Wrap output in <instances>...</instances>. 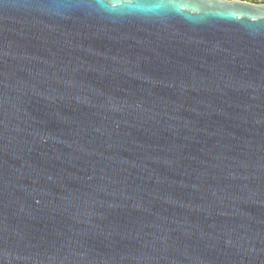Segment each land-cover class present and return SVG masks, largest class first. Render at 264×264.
<instances>
[{
    "label": "water",
    "instance_id": "water-1",
    "mask_svg": "<svg viewBox=\"0 0 264 264\" xmlns=\"http://www.w3.org/2000/svg\"><path fill=\"white\" fill-rule=\"evenodd\" d=\"M0 0V264H264V2Z\"/></svg>",
    "mask_w": 264,
    "mask_h": 264
},
{
    "label": "clouds",
    "instance_id": "clouds-1",
    "mask_svg": "<svg viewBox=\"0 0 264 264\" xmlns=\"http://www.w3.org/2000/svg\"><path fill=\"white\" fill-rule=\"evenodd\" d=\"M96 6L105 12H113L106 0H96ZM120 11L126 13L160 14L169 10L165 0H127Z\"/></svg>",
    "mask_w": 264,
    "mask_h": 264
},
{
    "label": "built area",
    "instance_id": "built-area-1",
    "mask_svg": "<svg viewBox=\"0 0 264 264\" xmlns=\"http://www.w3.org/2000/svg\"><path fill=\"white\" fill-rule=\"evenodd\" d=\"M241 1H249V2H264V0H241Z\"/></svg>",
    "mask_w": 264,
    "mask_h": 264
}]
</instances>
